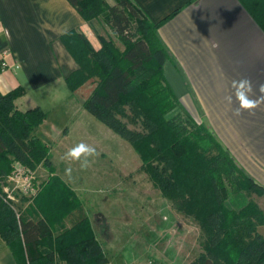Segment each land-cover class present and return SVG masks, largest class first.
<instances>
[{
	"label": "trees",
	"instance_id": "trees-1",
	"mask_svg": "<svg viewBox=\"0 0 264 264\" xmlns=\"http://www.w3.org/2000/svg\"><path fill=\"white\" fill-rule=\"evenodd\" d=\"M68 1L85 21L109 27L117 39L98 34L101 48L96 50L81 32L64 35L61 41L79 67L66 84L74 93L97 80L84 109L130 142L163 196L193 215L207 232L210 257L194 264H264V238L253 228V220L264 223V212L254 205L240 214L229 211L219 186L223 174L232 178L238 172L242 186L261 195L264 187L238 166L208 125L197 123L180 108L163 70L169 52L158 30L164 21L153 23L132 0ZM3 70L0 60V74ZM24 93L23 88L6 95L0 92V178L12 173L17 162L30 170L43 165L54 173L50 149L35 135L47 113L41 108L18 110L15 101ZM127 107L141 131L120 120ZM178 108L179 118L186 116V126L168 117ZM211 149L217 154L208 155ZM82 210L75 192L54 176L33 200L32 218L18 217L0 194V236L17 264H107L103 246Z\"/></svg>",
	"mask_w": 264,
	"mask_h": 264
},
{
	"label": "crops",
	"instance_id": "crops-1",
	"mask_svg": "<svg viewBox=\"0 0 264 264\" xmlns=\"http://www.w3.org/2000/svg\"><path fill=\"white\" fill-rule=\"evenodd\" d=\"M132 1L153 23L164 21L158 30L169 52L163 70L180 108L197 123L211 125L220 140L231 141L237 156H247V174L264 187V102L254 114L234 115L238 102L232 88L233 81L248 79L253 87L250 97L261 95L264 0ZM101 29L85 21L68 0H0V60L5 64L0 92L23 88L24 95L15 101L17 109L41 108L47 113L35 135L49 149L44 135L50 113L61 109L63 117H70V105L85 86L74 93L69 90L66 79L79 67L61 38L81 32L99 50ZM50 130L65 139L70 135L68 128ZM0 264H17L1 236Z\"/></svg>",
	"mask_w": 264,
	"mask_h": 264
},
{
	"label": "rangeland",
	"instance_id": "rangeland-1",
	"mask_svg": "<svg viewBox=\"0 0 264 264\" xmlns=\"http://www.w3.org/2000/svg\"><path fill=\"white\" fill-rule=\"evenodd\" d=\"M107 1L115 3L114 0ZM104 28L100 30L103 35L117 39L109 27ZM96 81L87 82L76 95L78 101L73 107L70 105V117H63L61 109L50 113L44 139L50 144L49 160L54 173L43 165L35 170L25 168L34 186L41 190L54 176L70 186L81 202V215L89 217L103 246L107 264H194L209 258V235L202 225L193 215L181 211L175 201L163 196L143 170L141 158L130 142L84 109V102L91 96ZM125 114V117H119L120 120L131 130L141 131L142 127L131 121L134 114L128 107ZM179 114L178 108L168 117L186 126V116L179 118ZM53 126L68 128V139L53 133L50 130ZM208 126L247 174V156H237L230 148L228 142L231 141L220 140L214 128ZM80 142L95 147L100 153L86 170H82L78 162L63 159L68 149ZM216 154L215 149L208 153L210 156ZM68 168H71L70 174L66 173ZM222 176L219 187L229 211L240 214L248 205H254L264 212V195L249 190L247 185L242 186L238 172H233L232 178ZM9 191L7 197L16 212L22 218L32 216L30 196L21 192L16 184H12ZM72 220L70 217L66 221L67 226ZM253 228L264 238V223L253 220Z\"/></svg>",
	"mask_w": 264,
	"mask_h": 264
},
{
	"label": "clouds",
	"instance_id": "clouds-1",
	"mask_svg": "<svg viewBox=\"0 0 264 264\" xmlns=\"http://www.w3.org/2000/svg\"><path fill=\"white\" fill-rule=\"evenodd\" d=\"M232 88L235 90V99L238 102V107L234 111V115H241L246 111L249 114H254L259 105L264 102V83L259 84L258 91L261 93L257 98H251L250 93L253 91L252 82L248 79H241L232 82ZM226 100L231 103L232 97H226ZM100 156L97 149L84 142L76 144L68 149L64 154L63 159L68 161L78 162L82 170H86L92 161ZM91 158V159H90ZM66 173H71V168L66 169Z\"/></svg>",
	"mask_w": 264,
	"mask_h": 264
},
{
	"label": "built area",
	"instance_id": "built-area-1",
	"mask_svg": "<svg viewBox=\"0 0 264 264\" xmlns=\"http://www.w3.org/2000/svg\"><path fill=\"white\" fill-rule=\"evenodd\" d=\"M3 66L5 67V64H3ZM24 169L25 168L17 162L15 163L14 171L12 173L7 175L6 177L0 178V194L4 198V200L9 204L10 202L8 200L7 195L8 192H10L9 190L12 184H16V186L20 189L21 192H23L25 195L30 196L31 200H34L40 192V190L34 186L32 178L30 174H28L29 172ZM5 183L9 185L7 186V184ZM11 207L14 209V206L11 205ZM16 213L18 217L21 216L18 212Z\"/></svg>",
	"mask_w": 264,
	"mask_h": 264
}]
</instances>
